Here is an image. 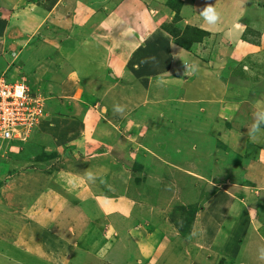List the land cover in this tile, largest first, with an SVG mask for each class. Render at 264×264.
I'll use <instances>...</instances> for the list:
<instances>
[{
	"label": "crops",
	"instance_id": "0c3cea01",
	"mask_svg": "<svg viewBox=\"0 0 264 264\" xmlns=\"http://www.w3.org/2000/svg\"><path fill=\"white\" fill-rule=\"evenodd\" d=\"M163 1L166 0H60L51 8H45L38 2L46 14L38 23L27 17V13L36 11L31 6L32 11L30 8L23 11L22 21L12 27L14 30L0 29V76L11 72L8 69L12 68L14 61L18 62L17 58H21L25 69L35 64L36 68L50 72L47 82L49 87L59 85V82L68 84L67 81L74 84L76 90H70L67 93L69 96L64 98L67 101L78 100L85 115L89 113V107L93 108L94 113L98 112L102 104L99 94L105 91L106 83L110 86L106 94L115 88L121 91L114 93L113 99L121 101L123 108L136 100L140 101L143 108L151 107V102L158 100L164 108L160 116L157 110L154 115L146 113L144 117L143 112H135L136 117L154 118L155 125L151 129L158 133L164 129L162 125L165 122L161 116L167 122L165 125L168 122L172 124L171 119L176 120L177 117L179 132L190 130L195 133L197 128H194L193 123L202 116L201 112L203 115H212L211 110L218 109L220 117L228 113L234 120L225 128V133L230 134L229 141L222 144L229 149L225 150L226 154L238 157L234 165L226 167L219 162L218 167L209 170L216 155L215 145L196 142L183 147L179 135L172 142L180 156L178 161H168L170 156L166 152L156 150L161 143L148 145L145 149L151 155L145 153L142 158L143 164L161 166L162 170L165 165L171 166V174L177 171L182 177L201 179V172L208 168V174L214 173L218 177L208 180L204 176L206 179L202 180L211 184L212 180L215 183L218 178L225 181L218 183L224 185L225 194L219 197V194L215 197L210 195L208 199L203 196L204 204L197 215L200 219L205 215L209 222L224 218L228 213L235 215L232 223L227 222V226L232 232L236 220L237 226L233 232L238 234L239 238L235 239L238 246L230 245V239L215 241L211 246H220L221 252L226 248L230 250L226 254H220V251L208 254L205 249H201L200 253L192 254L182 250L189 246V239H181L171 248L167 239L166 243L151 241L155 236L154 231L145 234L151 223L142 225V215L136 214L132 223L125 224L126 221L121 219L116 221L118 231L124 228V231L127 229L129 232L120 236V242L112 240L111 250L102 259L112 264H264V67L262 71L259 69L260 64H264V0H180L184 5L180 28L188 26L207 33L203 40L195 42L190 49L178 45L162 29L159 20L161 14L151 15ZM21 2L27 7L35 4H28V0ZM17 5L15 0H0V8L6 13L12 10L13 19ZM208 7L218 14L217 21H208L203 15ZM15 21L19 23L20 20ZM213 40H216L217 48L210 46ZM6 47L9 49L3 51L2 48ZM65 72L68 79L64 76ZM251 73L256 77L253 78ZM232 75L233 78H252L254 82L250 87L254 89L245 93L247 90L243 89V80L240 81L243 88L239 87L238 93L227 95V89H233L229 80ZM53 77L61 80L52 82ZM219 83L224 88H220ZM202 95L208 97L207 102V99L200 101ZM199 102H203V107L197 110L201 108ZM51 107L60 110L55 102L49 103L48 108L53 109ZM123 113L126 116L125 111ZM50 117L53 118L52 115ZM52 120L56 121V118ZM74 121L78 124L76 119ZM219 128L222 133L223 127ZM156 132L149 131L146 142L151 134L157 135ZM126 141L129 144L127 148L114 146L110 149V146H106L108 150L105 149L103 155L93 154L96 159L105 157L101 160L103 162L95 161L93 156L85 162L86 167L81 169L87 173V177L98 176L100 172L108 177L120 174L121 169L116 166L115 159L128 155L131 157L130 153L127 155L128 152L123 150L137 148L134 135H129ZM151 148L153 151L149 150ZM182 166H188V169L184 170ZM126 170L129 171L128 168ZM195 180L187 182L190 188L184 185L186 191L181 194L182 201L177 202L178 205L190 206L194 203L187 204L188 196L199 190ZM221 185L219 188H222ZM136 231L144 237L135 236Z\"/></svg>",
	"mask_w": 264,
	"mask_h": 264
},
{
	"label": "rangeland",
	"instance_id": "374dc122",
	"mask_svg": "<svg viewBox=\"0 0 264 264\" xmlns=\"http://www.w3.org/2000/svg\"><path fill=\"white\" fill-rule=\"evenodd\" d=\"M44 1L28 0V4L37 3L38 7L35 4L27 7L21 0H15V5L18 4L15 7H18L15 10L16 14L13 10L15 19L12 17V10L6 13L0 6V29L14 30L12 27L22 21L23 11H27V8L32 11L31 6L36 11L27 13L29 14L27 17L38 23L46 15L38 2H41L40 5L45 8H51V5L60 0ZM183 6L180 0H166L151 12V15L161 14L159 20L162 29L165 32L167 29L175 34L178 33L179 38L182 37L180 40L186 38V35V39L193 37L188 26H182L183 28L179 26ZM15 20L20 21L17 23ZM172 39L174 40L173 37ZM210 46L216 47V40H213ZM8 49V47L2 48L3 51ZM16 61L18 62L14 61L12 68L8 69L11 72L4 76L10 81L26 77L30 89L45 98L46 117L40 121L38 129L33 131V138L30 141L20 144L8 143L2 147L5 156L0 160V264H112L102 258L111 250L109 247L112 246L110 244L112 240L116 239L120 242V236L129 232L127 229L124 231V228L118 231L116 221L121 219L123 222L126 221L125 224L132 223L131 220L136 214L142 215V225L151 223L145 233L147 235L154 231L155 236L151 241L166 243L167 239L171 248L181 242V239H189V246H185L182 250L185 249V252L192 254L200 253L201 249H205L208 254H217L220 246H211L215 241L230 239V245L238 246V241L235 240L239 238L238 234L233 232L235 225L237 226L236 220L232 232L230 226H227V222L232 223L235 215L228 213L226 217L215 222H209L205 215L202 219L197 215L200 206L204 204L203 196L208 199L210 195L215 197L219 194V197L225 194L226 190L222 187L224 185L218 184L222 179H214L215 183L212 180L213 184L202 180L205 177L208 180L211 177H218L214 173L208 174V168L211 170L220 163L228 167L238 160L236 155L226 154L225 150L229 149L223 145V142L227 143L230 137V134L225 133L227 131L225 128L234 120L228 113L220 117L217 114L218 109L211 110L212 115L210 113L203 115L201 112L202 116L193 123L194 128H197L195 133L190 130V133L187 130H182L181 133L177 117L176 120L171 119L172 124L168 122L169 124L165 125L167 122L163 120L164 116H161L162 121L165 122L162 125L164 129L158 133L151 129L155 125L152 120L154 118L147 116L143 119L139 115L135 116V112H143L142 117L146 113V115H154L156 110L160 116L164 108L158 100L152 101L151 107L143 108L140 101L136 100L123 108L121 101L116 102L113 99V94L121 91L111 88L113 90L106 94L107 88H110L106 83L105 91L99 94L102 104L97 109L98 112L94 113L93 108L89 107L90 110L87 111L89 113L85 115L78 100L65 99L69 96L67 93L70 90H76L74 84H69L68 81V84L59 82V85L51 88L47 84L50 72L36 68L35 64L25 69L22 67L21 58H17ZM0 66H2L1 62ZM263 67L264 64L261 63L260 71ZM250 75L256 77L253 73ZM64 76L67 78L66 72ZM251 79L250 77L248 80L240 79L238 76L233 78L232 75L229 80L233 89L228 88L226 94L234 96L238 93L239 87H242L240 81L243 80L245 87L242 88L244 90L246 88L245 93H249L254 89L250 87L254 82ZM60 80L53 77L52 82ZM219 85L220 88H224L223 84L219 83ZM53 97L56 99L53 100ZM202 99L208 101V97L204 95L201 96L200 101H203ZM50 102H55L60 106V110H56L57 106L49 109ZM199 103L201 108L197 110L203 107L201 105L203 102ZM224 105L227 106V103L225 102ZM118 106L121 108H117ZM180 106L182 107L183 104ZM104 107L105 110H102ZM51 115L56 121L49 118ZM219 126L224 129L221 130L222 133L218 130ZM149 131H154L157 135L151 134L146 142ZM131 134L134 135L137 148L123 150L128 152L127 155L130 153L131 157L128 155L115 159L116 166L121 169L120 174L108 177L100 172L98 176L87 177V173L81 168L86 167L85 162L91 159L90 157L93 156L95 161L103 160L105 156L97 159L94 156L97 153L103 155V151L108 150L106 146H110V149L114 146L127 148L129 144L126 139ZM177 135L181 137L183 143L180 145L183 147L196 142L215 145V158L212 165L206 168L207 171L201 172L203 178L182 177L175 170L171 174L172 167L168 165L162 170L161 166L143 164L142 156H145V153L151 155L145 148L155 143L162 144L156 150L166 152L170 156L168 161H178L180 156L177 154L175 143H172ZM124 144L126 146H123ZM149 150L153 151L152 148ZM87 164L90 170V165ZM182 167L184 170L188 169V166ZM127 168L129 171L126 170ZM189 180H195V185L199 186L196 193L193 192L191 197L188 196L187 204L194 203L190 206H183L180 203L178 205L177 202L182 201L183 191H186L187 187L190 188L187 185ZM219 185L222 188H219ZM226 196L230 197L229 194ZM208 202L211 205V200ZM162 204L164 206L161 208ZM134 234L144 237L137 231ZM228 250L230 249L226 248L220 251V254H226Z\"/></svg>",
	"mask_w": 264,
	"mask_h": 264
},
{
	"label": "built area",
	"instance_id": "2783aa9c",
	"mask_svg": "<svg viewBox=\"0 0 264 264\" xmlns=\"http://www.w3.org/2000/svg\"><path fill=\"white\" fill-rule=\"evenodd\" d=\"M44 117L45 98L30 89L27 79L0 76V160L4 144L30 141Z\"/></svg>",
	"mask_w": 264,
	"mask_h": 264
},
{
	"label": "trees",
	"instance_id": "16d2710c",
	"mask_svg": "<svg viewBox=\"0 0 264 264\" xmlns=\"http://www.w3.org/2000/svg\"><path fill=\"white\" fill-rule=\"evenodd\" d=\"M175 40V42L186 48V49H190L191 46L195 43V42H199L201 40H203V38L205 36H207V33L205 31H202L200 29H197V28H191V27H188V30L189 31H192L193 33V37H191L190 39H186L187 38V35H186V38L184 37L182 40H180L181 38H179V34L178 33H173V32H170V30H167L165 29ZM187 40V41H186ZM33 137V136H32ZM32 139V138H31Z\"/></svg>",
	"mask_w": 264,
	"mask_h": 264
},
{
	"label": "clouds",
	"instance_id": "9594fccd",
	"mask_svg": "<svg viewBox=\"0 0 264 264\" xmlns=\"http://www.w3.org/2000/svg\"><path fill=\"white\" fill-rule=\"evenodd\" d=\"M203 15L205 16V18L208 21H212L215 22L218 20L219 16L218 14L214 11V9L212 7H208L205 12L203 13ZM5 75V74H4Z\"/></svg>",
	"mask_w": 264,
	"mask_h": 264
}]
</instances>
